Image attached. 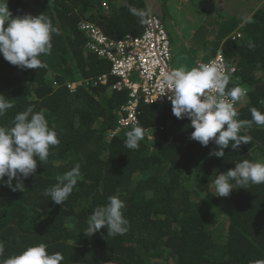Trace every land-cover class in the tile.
I'll return each instance as SVG.
<instances>
[{
    "label": "trees",
    "instance_id": "trees-1",
    "mask_svg": "<svg viewBox=\"0 0 264 264\" xmlns=\"http://www.w3.org/2000/svg\"><path fill=\"white\" fill-rule=\"evenodd\" d=\"M202 1L204 6L189 0L220 38L211 55L193 56L191 67L221 51L236 67L228 87L246 89L238 118L251 119L250 107L264 112V0ZM163 5L157 14L164 21L170 10L166 0ZM8 7L13 16L44 13L59 34L52 36L51 53L40 57L46 67L20 68L0 54V94L14 102L0 125L10 126L16 113L34 105L60 144L50 148L46 163L37 161L36 175L24 179L22 191L0 185V259L45 243L50 253L64 255L62 264H264V184L233 189L227 197L215 196L212 187L216 172L235 162H264V127L243 129L251 142L238 150L229 146L217 158L208 155L214 143L203 147L190 139L189 119L175 117L170 101H142L140 147L124 145L134 125L115 133L129 93L113 88L118 78L110 73L111 61L92 49L82 24H96L111 39L139 36L154 12L151 1L8 0ZM130 7L146 15H133ZM249 16L251 22L243 23ZM103 74L107 84L98 80ZM76 78L84 84L71 92L68 84ZM76 163L81 178L62 205L54 204L45 188ZM111 195L125 201L127 231L108 236L101 228L86 236L87 217Z\"/></svg>",
    "mask_w": 264,
    "mask_h": 264
},
{
    "label": "clouds",
    "instance_id": "clouds-1",
    "mask_svg": "<svg viewBox=\"0 0 264 264\" xmlns=\"http://www.w3.org/2000/svg\"><path fill=\"white\" fill-rule=\"evenodd\" d=\"M129 11L140 17L146 15L134 7ZM251 19L245 17L243 23H249ZM53 34L58 35V29L44 13L13 16L8 0H0V54L10 64L24 69L46 67L40 57L51 53ZM163 83L166 87L161 89L160 95L167 94L175 117L189 119L190 124L186 127L193 129L190 139L203 147L210 142L216 145L209 156L224 158L229 146L238 150L242 144L251 142L252 137L242 134L243 129L253 125L264 127V112L256 107L249 108L251 119L238 118L236 105L246 96V89L240 86L228 88L230 75L215 61L190 69L174 68L164 74ZM13 107L14 102L0 94V117ZM144 135V129L134 125L125 133V147L137 150ZM59 144L58 134L50 127L43 110L37 111L34 105H28L16 113L10 126L0 125V185L22 191L24 179L36 175L37 161L46 163L50 148ZM80 168L81 165L76 163L57 176L56 183L45 188L44 195L54 204L62 205L81 178ZM250 184H264V162L243 159L227 171L216 172L212 181L217 197H227L233 189H248ZM125 207V201L119 196H109L107 203L95 207L87 217L83 233L91 236L106 228L108 236L123 235L129 224L123 211ZM3 256L4 245L0 243V257ZM64 259L61 252L50 253L45 243H38L0 259V264H62Z\"/></svg>",
    "mask_w": 264,
    "mask_h": 264
},
{
    "label": "built area",
    "instance_id": "built-area-1",
    "mask_svg": "<svg viewBox=\"0 0 264 264\" xmlns=\"http://www.w3.org/2000/svg\"><path fill=\"white\" fill-rule=\"evenodd\" d=\"M82 26L94 41L90 44L92 49L111 61L110 73L118 78L113 88L129 93V101L122 108L124 116L120 118L115 133L137 125L140 102L155 104L169 101L167 94H160L161 89L166 87L164 74L175 68L172 63L173 42L165 22L157 13L151 12L139 36L125 35L120 39H111L94 23L84 22ZM210 61L224 66L230 78L234 77L236 67L228 63L221 51L218 50L209 61L197 65ZM98 80L107 84L108 75L103 74ZM83 84L80 78H76L68 84V88L74 92Z\"/></svg>",
    "mask_w": 264,
    "mask_h": 264
},
{
    "label": "rangeland",
    "instance_id": "rangeland-1",
    "mask_svg": "<svg viewBox=\"0 0 264 264\" xmlns=\"http://www.w3.org/2000/svg\"><path fill=\"white\" fill-rule=\"evenodd\" d=\"M150 1L154 12L162 14L164 9L163 0ZM195 1L200 2V4L204 6L202 0ZM167 2L168 9L174 17L173 20L170 12L169 14H164V22L170 32L172 42L176 43L173 48V65H185L186 61L193 56L200 58L201 55L203 57L211 55L220 38V33H212V31H214L212 30L214 24L205 23L204 20L206 16H204V13L197 8L196 5L190 3L189 0H166V3ZM227 13L229 14V12ZM178 19H182V22H177ZM226 19L228 18L224 17V20ZM174 23H179L178 26L181 32L174 31ZM179 34H181V37ZM212 36H214V38Z\"/></svg>",
    "mask_w": 264,
    "mask_h": 264
},
{
    "label": "crops",
    "instance_id": "crops-1",
    "mask_svg": "<svg viewBox=\"0 0 264 264\" xmlns=\"http://www.w3.org/2000/svg\"><path fill=\"white\" fill-rule=\"evenodd\" d=\"M170 14H171V12H170ZM171 16H172V19H173L174 17H173L172 14H171ZM178 17H180V16H178ZM173 20H174V19H173ZM181 20H182V19H181ZM181 22H182V21H181ZM178 25H179V23H178V24L174 23V26H173V27H174V31H175V32H181V31H180V27H179ZM175 27H176V28H175ZM181 34H182V33H181ZM181 34H179L180 37H181ZM190 35H192V34H190ZM179 36H178V38H179ZM192 58H193V57H192ZM191 60H192V59L190 58V60H187L188 62L186 61L185 65H181V66H179V67H186V68H189V69H190V68H191V63H192Z\"/></svg>",
    "mask_w": 264,
    "mask_h": 264
}]
</instances>
